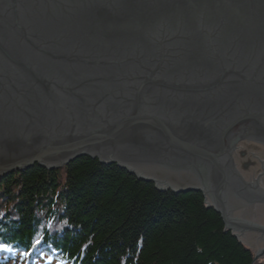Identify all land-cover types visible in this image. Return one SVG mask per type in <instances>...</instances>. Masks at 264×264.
Listing matches in <instances>:
<instances>
[{"label": "water", "instance_id": "obj_1", "mask_svg": "<svg viewBox=\"0 0 264 264\" xmlns=\"http://www.w3.org/2000/svg\"><path fill=\"white\" fill-rule=\"evenodd\" d=\"M83 157L201 192L264 260L246 232L264 228L231 215L237 200L264 224L246 181L264 160V0H0V176Z\"/></svg>", "mask_w": 264, "mask_h": 264}, {"label": "trees", "instance_id": "obj_2", "mask_svg": "<svg viewBox=\"0 0 264 264\" xmlns=\"http://www.w3.org/2000/svg\"><path fill=\"white\" fill-rule=\"evenodd\" d=\"M0 255L46 264H253L201 192L90 157L0 176Z\"/></svg>", "mask_w": 264, "mask_h": 264}, {"label": "flooded vegetation", "instance_id": "obj_3", "mask_svg": "<svg viewBox=\"0 0 264 264\" xmlns=\"http://www.w3.org/2000/svg\"><path fill=\"white\" fill-rule=\"evenodd\" d=\"M236 154V153H235ZM259 163L262 166V173L255 179H252L251 181L246 180L249 183H256V180L259 179L260 181V191H256L257 192H264V160H262L261 158H256ZM236 160V159H235ZM244 177V176H243ZM245 178V177H244ZM233 209H231V215L233 216L234 219L239 220V221H244V222H249V220L251 222H253L252 224H256L259 225L261 227L264 228V224L260 222V220H257V210H255L256 208L254 207L253 209L247 206H244V202H240L237 200H233ZM246 201V200H243ZM260 203V202H259ZM263 205H259L260 209H264V203H262ZM259 209V210H260ZM256 211V212H255ZM252 234V244L253 245H262L261 250H259V252H261L262 250H264V233L259 232V231H255V230H250V231H246ZM245 233V232H243ZM250 234V235H251ZM252 246V245H251ZM256 254V253H255Z\"/></svg>", "mask_w": 264, "mask_h": 264}, {"label": "rangeland", "instance_id": "obj_4", "mask_svg": "<svg viewBox=\"0 0 264 264\" xmlns=\"http://www.w3.org/2000/svg\"><path fill=\"white\" fill-rule=\"evenodd\" d=\"M249 247V246H248ZM252 251H253V253L255 254H258L259 255V260H258V262H257V264H264V260H263V258H262V256L259 254V253H257L251 246L249 247ZM0 262L1 263H3V262H5L4 264H15L14 262H12V261H6V260H4V258L3 257H1L0 256ZM31 264H41L40 262L39 263H31Z\"/></svg>", "mask_w": 264, "mask_h": 264}, {"label": "bare ground", "instance_id": "obj_5", "mask_svg": "<svg viewBox=\"0 0 264 264\" xmlns=\"http://www.w3.org/2000/svg\"><path fill=\"white\" fill-rule=\"evenodd\" d=\"M238 235V234H237ZM238 239H239V241L241 242V243H243L246 247H250V245L242 238V237H240L239 235H238Z\"/></svg>", "mask_w": 264, "mask_h": 264}, {"label": "snow or ice", "instance_id": "obj_6", "mask_svg": "<svg viewBox=\"0 0 264 264\" xmlns=\"http://www.w3.org/2000/svg\"><path fill=\"white\" fill-rule=\"evenodd\" d=\"M0 249L7 250L5 246L0 245Z\"/></svg>", "mask_w": 264, "mask_h": 264}]
</instances>
